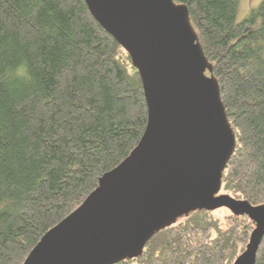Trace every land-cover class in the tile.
<instances>
[{
    "label": "trees",
    "instance_id": "1",
    "mask_svg": "<svg viewBox=\"0 0 264 264\" xmlns=\"http://www.w3.org/2000/svg\"><path fill=\"white\" fill-rule=\"evenodd\" d=\"M186 5L235 136L220 192L264 203V0ZM142 83L84 0H0V264H22L137 144ZM254 223L194 210L114 264H232ZM254 264H264V235Z\"/></svg>",
    "mask_w": 264,
    "mask_h": 264
},
{
    "label": "water",
    "instance_id": "2",
    "mask_svg": "<svg viewBox=\"0 0 264 264\" xmlns=\"http://www.w3.org/2000/svg\"><path fill=\"white\" fill-rule=\"evenodd\" d=\"M84 1L138 72L146 124L128 155L41 236L22 264H114L139 256L151 236L178 217L219 207L253 221L232 264H254L264 235V203L219 193L235 136L186 5Z\"/></svg>",
    "mask_w": 264,
    "mask_h": 264
},
{
    "label": "rangeland",
    "instance_id": "3",
    "mask_svg": "<svg viewBox=\"0 0 264 264\" xmlns=\"http://www.w3.org/2000/svg\"><path fill=\"white\" fill-rule=\"evenodd\" d=\"M259 2H260V0H237L238 5H237V12H236V17H235L236 18V21L242 20L249 13L250 9L253 8V7H255ZM219 193L220 194H227V193H223V192H220V191H219ZM211 211L225 225V223H226V215L230 211L227 208H225V207H219V208H216V209L211 210Z\"/></svg>",
    "mask_w": 264,
    "mask_h": 264
}]
</instances>
